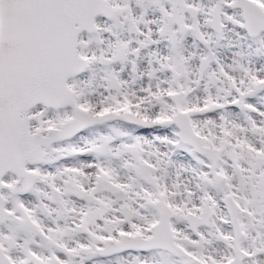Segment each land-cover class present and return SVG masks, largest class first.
Returning a JSON list of instances; mask_svg holds the SVG:
<instances>
[{
    "label": "snow or ice",
    "instance_id": "obj_1",
    "mask_svg": "<svg viewBox=\"0 0 264 264\" xmlns=\"http://www.w3.org/2000/svg\"><path fill=\"white\" fill-rule=\"evenodd\" d=\"M0 264H264V0H0Z\"/></svg>",
    "mask_w": 264,
    "mask_h": 264
}]
</instances>
